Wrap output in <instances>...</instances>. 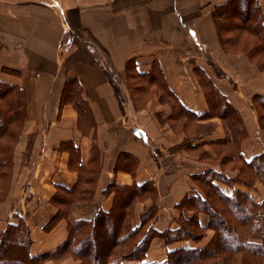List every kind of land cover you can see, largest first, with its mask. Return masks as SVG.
<instances>
[{"label": "crops", "instance_id": "obj_1", "mask_svg": "<svg viewBox=\"0 0 264 264\" xmlns=\"http://www.w3.org/2000/svg\"><path fill=\"white\" fill-rule=\"evenodd\" d=\"M227 1L0 0V82L21 88L25 101L13 157V183L8 198L0 204V232L17 213L28 226L31 255L49 254L63 244L66 221H58L49 231L43 226L56 211L49 203L55 186L73 187L78 163L86 167L95 163L98 178L93 200L79 206L83 212L74 215L75 219L89 218L96 208H111L113 193L107 189L109 184L141 185L149 181L156 189L159 212L154 229L175 228L180 214L188 217L186 209L176 206L196 191L191 176L204 168L184 150L171 149L185 136L175 134L168 124L170 105L160 102L154 92L143 106L133 105L131 100H140V96L137 93L132 98L124 86L130 61L142 73L157 62L166 86L196 114L208 110L199 75L207 77L243 121L246 137L240 149L244 158L262 152L263 135L250 99L264 93V72L244 52L222 49L212 11L215 5ZM257 1L264 17V0ZM182 48L195 51L190 54L189 50H179ZM202 48L212 51L223 75L203 61ZM108 69L120 86L119 98L106 73ZM74 81L80 84L78 94L86 102L90 123L79 116ZM212 117L199 120L201 125L211 122L214 127L202 130L192 140L193 145L204 144L207 148L206 143L222 138L218 119ZM70 145L77 147L75 160ZM70 156L74 162H70ZM92 160L95 162L91 164ZM25 173L29 174L27 180L16 178ZM20 183L21 190L14 197ZM214 183L228 196L233 189H240L257 202L263 197L261 189ZM143 204L136 205L132 226L139 224ZM198 219L200 225L207 224V215L200 213ZM202 245L187 239L165 244L154 238L144 261L166 262L173 249ZM76 263L66 258L60 263L48 259L40 264Z\"/></svg>", "mask_w": 264, "mask_h": 264}, {"label": "trees", "instance_id": "obj_2", "mask_svg": "<svg viewBox=\"0 0 264 264\" xmlns=\"http://www.w3.org/2000/svg\"><path fill=\"white\" fill-rule=\"evenodd\" d=\"M212 17L224 49L230 52L242 50L250 61L264 72V57L259 58V53L253 52L254 48L259 46L264 53V17L258 1L228 0L226 3L214 6ZM241 32L246 36L243 40H240ZM252 39L254 40L252 41ZM89 47L91 48V44L88 43ZM130 63L133 66V77L143 78L148 81L147 84L154 86L155 90L158 89L159 92L156 90L158 97L163 101H170L176 109L178 117L192 121L217 114L222 118L229 136L226 139L206 144L230 147L235 153V158L242 163L243 167L254 176L255 180L264 185V135L262 152L250 159L244 158L240 149V144L246 137L243 121L238 111L207 77L199 75L209 108L205 113L196 114L187 109L166 86L162 70L157 62H153L146 73L137 71L134 61L126 64L128 72L131 69ZM106 73L119 98L121 90L119 84L116 83L115 74L110 69L106 70ZM135 87L133 89L129 87L132 93L144 91L141 85L135 84ZM74 91H76V97L79 98L75 100L79 116L84 122L90 123L92 118L86 102L78 94L80 84L77 81H74ZM24 102L21 88L0 82V201L3 200L9 184L12 153L24 119ZM252 106L256 109L260 127L264 131V93L253 95ZM170 119L175 121L177 118L171 114ZM69 144L67 145L69 146ZM180 146L193 151L198 147L201 149L200 147H203L204 144L193 145L188 141ZM70 149L75 160L78 156L77 147L70 145ZM203 151L201 152L203 155L205 153L206 156H209L208 152ZM94 162L95 160H92L91 164ZM97 171L95 163L90 167L78 163L76 183L71 188L56 185V190L62 196L54 195L51 198L52 203L68 206L74 201L92 200ZM252 176L246 177L250 180ZM191 178L206 186L211 191L209 193L213 195L214 201H208V197L197 186L195 192L177 204V206L180 205V209L187 206L193 208L196 215L187 219L180 215L175 219L177 227L166 228L162 231L153 228L152 225L156 221L158 213L156 201H151L152 203L141 211L139 224L132 226L130 222L132 209L129 210V208L133 198L147 194L148 191L153 193L154 184L151 181L141 185L133 183L132 186H120L112 183L107 187L108 191L114 192L111 208L108 211L96 208L89 218L70 220L67 224V238L64 243L43 256L30 254L31 238L28 226L21 215L14 213L12 216L15 220L8 222L5 229L0 232V264H40L48 259H59L68 253L79 261L77 264H124L123 261L126 260L139 261L138 264H201L206 261H215L221 257L226 261L229 254L240 252L248 253L254 258L264 259V198L257 202L245 192L237 189H233L231 196L224 194L214 182L219 181L233 186L237 181L227 177L221 168L210 167L201 173L192 175ZM253 182L254 180H250V184ZM81 184L84 186L80 187ZM57 210V213L43 226L46 230H50L65 216V209L60 210L57 206ZM199 213L208 216V222L204 226L199 223ZM143 227L145 232H143ZM192 227L201 230L213 229L215 233L209 243L202 248L180 247L168 252L166 262L149 263L144 261L153 238H160L166 244L186 239L194 241L201 233L194 234L191 230ZM249 238L260 242H250ZM95 241L98 245L92 247L91 242Z\"/></svg>", "mask_w": 264, "mask_h": 264}, {"label": "rangeland", "instance_id": "obj_3", "mask_svg": "<svg viewBox=\"0 0 264 264\" xmlns=\"http://www.w3.org/2000/svg\"><path fill=\"white\" fill-rule=\"evenodd\" d=\"M213 18V17H212ZM240 32V31H239ZM241 34V38L240 40H243L246 38L245 34L243 32L240 33ZM219 39V37H218ZM254 39H252L253 41ZM255 42V41H254ZM219 43H220V39H219ZM221 47L223 50L224 47L222 46V44L220 43ZM203 50L201 51L202 53V59L203 61L205 60L206 62L210 63L213 68L215 69L216 73L218 75H223V72L222 70L220 69V67L218 66V63L217 61H215L214 59V54L212 53V51H210V49L208 48H202ZM179 50H183V51H186V50H189L190 54L195 51L194 48H182V49H179ZM262 48H260L259 46L254 48L253 52L256 51L259 53V58L260 57H264V53L261 51ZM238 52H243L242 50L238 51ZM256 58V57H255ZM253 63V62H252ZM255 65V63H253ZM131 65V63H130ZM132 65H131V69L129 72H127L126 74V82H125V87L127 88V92L130 93L131 97L134 98L135 96H133V94H139L140 96V100H131V102L133 103V105L135 107H137L136 105L138 104L139 107L140 106H143L145 103H146V99L149 97L150 93L154 92L157 96H158V93L157 91L159 92L158 89L155 90V87L154 86H151L148 83V81H146L145 79L143 78H134L133 77V71H132ZM257 67V66H256ZM258 68V67H257ZM135 84L137 85H141L142 86V89L144 91L140 92V91H136V93H132V91L130 89H133V88H136L135 87ZM201 86V89H202V92H203V95H204V98H205V101H206V104H207V107L209 108V103H208V100L206 99V96H205V92H204V88ZM130 87V89H129ZM253 97V96H252ZM252 97L250 99V108L253 110V112L255 113L256 117H257V123H258V126H259V129L261 130L262 132V135H264V131L262 130V128L260 127V123H259V119H258V115L256 113V109L252 106ZM158 99L160 100V102H163V103H167L168 105H170V108H171V114H173V117L177 118L175 121H172L171 119L168 120V124L169 126L173 129V131L175 132V134H181L183 133L184 134V138L183 140L181 141V143L177 146H175L174 148H171L175 151H181V150H184L188 156L190 157H193L195 158L196 160H198L199 163H201V167L204 168V169H207V168H210V167H214V168H221V170H223V172H228L229 174H231L232 176H230L231 178L233 179H236L237 182H235L234 184H238L239 185V188L240 187H244L245 188H252L253 190H256L257 189H261V191L263 192V197L261 200H263L264 198V185L260 182V181H257L255 180L254 176H252L249 171L243 167L242 163H240L236 158H235V153L231 150L230 147H226V146H220L219 144H215V145H208L207 148H204L203 147H200L201 149H195L193 151H189L188 149L184 148V146H180L182 143L184 142H192V140L194 139H197V137L199 136V134L201 133V131H210L212 129V127H214V124H212L211 122L209 123H206V124H203L201 125L199 123V120H202V119H205V118H202V119H199V120H184V118H180L178 117L177 113H176V109H174L172 103L168 100H161L159 97ZM127 103V101H125ZM170 114V115H171ZM213 117L217 118V122H219V125L223 131V136L221 139L223 138H227L229 135H228V130L226 128V124L224 123V120L222 118H220L217 114L213 115ZM212 117V118H213ZM203 128V129H202ZM18 139H19V136H18ZM219 140V139H218ZM18 141V140H17ZM143 141V140H142ZM17 143V142H16ZM145 143V141H144ZM221 144V143H220ZM217 145V146H216ZM16 146V144H15ZM15 146H14V149H13V153H12V170H11V173H9V184H8V188L7 190L5 191V196L3 197V200L0 201V204L2 202H4L7 198H8V195H9V192H10V188H11V185H12V181H13V176H14V151H15ZM169 149V148H168ZM171 150V151H173ZM205 151V152H208L209 156H206V154L204 153V155L201 153L202 151ZM203 151V152H204ZM154 153V152H153ZM202 157V158H201ZM71 160L73 161V158L70 156V162ZM74 162V161H73ZM73 167H74V164H73ZM72 165H70V168H73ZM21 174L17 175L18 177H16L19 181H23L24 178L27 180V173H25V175L22 174V177L20 176ZM252 176V178L250 180H254L253 183L250 184V180L246 177V176ZM20 177V179H19ZM95 182H94V185L96 183V180L98 178V171H97V174L95 176ZM191 181L194 183V185L203 192V194H205L207 197H208V201L210 202H213L214 201V198H213V195H211V191L208 190V188L196 181H194L192 178H191ZM23 184V183H22ZM21 183L18 185V193H15L13 196L15 197L17 194H19V189L21 190ZM133 184V183H132ZM132 184L130 185H126V186H132ZM257 184V185H256ZM256 185V186H255ZM84 185L81 184L80 187H83ZM23 188H25V186H23ZM155 189V188H154ZM240 190V189H239ZM242 191V190H240ZM113 193V197H114V192L112 191ZM61 195V193H59L56 189L55 191L52 193V195L50 196L49 198V203L55 207L56 211L54 214H52L51 217H53L56 213H57V206H59L60 210H64L65 209V216H63V218L61 220H64L66 221V231H67V224L70 220L72 219H75L74 218V215H78L79 213L83 212L81 211L83 209V207H79L81 204H86L88 202H91L92 200H84V201H74L73 204H69L68 206H61V205H58V204H55V203H52V200L51 198L54 196V195ZM186 197V196H185ZM184 197V198H185ZM183 198V199H184ZM157 199V194H156V189L154 190V192L152 193L151 191H148L147 194H143L141 196H138V197H135L133 198V201L132 203L130 204V209H132V214H131V217H130V222L132 224V220L134 218V215H135V207L138 203H144L143 206H142V210L143 209H146V207L151 204L152 202H155ZM112 201H113V198H112ZM147 201H149V203L147 204ZM152 201V202H151ZM157 204V202H155ZM76 205V206H75ZM75 206V207H74ZM180 206V205H179ZM179 206H176L177 209H180ZM77 207V208H76ZM183 209H186L187 213H188V217H191L192 215H196V213L194 212L195 210L189 206L183 208ZM140 214L141 212H139V218H140ZM200 214V213H199ZM198 214V215H199ZM204 214V213H203ZM182 215V214H180ZM179 215V216H180ZM206 215V214H205ZM187 215H182V217L184 218H188L186 217ZM50 217V218H51ZM159 217V212L157 213V219ZM208 217V216H207ZM156 219V220H157ZM50 220V219H49ZM48 220V221H49ZM199 220V219H198ZM47 221V222H48ZM60 221V220H59ZM46 222V224H47ZM208 222V221H207ZM58 223V222H57ZM176 223V226L178 225L177 222ZM154 224V223H153ZM56 225V224H55ZM153 226V225H152ZM54 227V226H53ZM144 227H143V232L144 231ZM191 230H193V233L194 234H198V233H201L200 236L196 237L195 240H191V239H187V240H191L195 243L197 242H203V245L201 247H197V248H202L203 246H205L206 244L209 243V241L212 239L215 231L213 229H209V228H205L204 230H201V229H198V228H195V227H192ZM44 231H49V230H46L44 228ZM142 233V232H141ZM140 233V234H141ZM154 239V238H153ZM160 239V238H159ZM162 240V239H161ZM152 241V240H151ZM163 241V240H162ZM180 241H183V240H180ZM248 241L250 242H260L258 240H254V239H251L249 238ZM164 242V241H163ZM175 242H178V241H175ZM92 243V247H96L98 244L95 242H91ZM165 243V242H164ZM174 243V242H172ZM166 244V243H165ZM170 244V243H169ZM150 247V246H149ZM174 250V249H173ZM66 258H71L73 261L75 262H79L77 261L76 259H74L71 255H69V253L67 255H64L62 256L61 258L59 259H54V261L56 263H60L62 260L66 259ZM167 258H168V255H167ZM222 258V259H221ZM215 261H206V262H203L201 264H264V259H259V257H252L250 256V254L248 253H245V252H240V253H235V254H229V257H227L226 261L225 259L223 260V257H221ZM43 262V261H42ZM41 262V263H42ZM76 263V264H77Z\"/></svg>", "mask_w": 264, "mask_h": 264}]
</instances>
